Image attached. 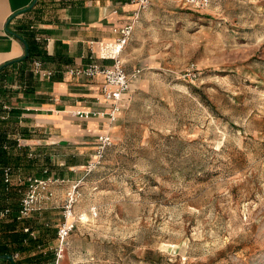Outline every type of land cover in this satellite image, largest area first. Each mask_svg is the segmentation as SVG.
<instances>
[{
    "label": "rangeland",
    "instance_id": "1",
    "mask_svg": "<svg viewBox=\"0 0 264 264\" xmlns=\"http://www.w3.org/2000/svg\"><path fill=\"white\" fill-rule=\"evenodd\" d=\"M121 58L142 73L95 168L81 165L97 142L85 131L20 127L4 140L19 184L0 203L27 248L15 260L56 264L62 246L58 264H264V0H159ZM33 189L36 209L23 216Z\"/></svg>",
    "mask_w": 264,
    "mask_h": 264
},
{
    "label": "crops",
    "instance_id": "2",
    "mask_svg": "<svg viewBox=\"0 0 264 264\" xmlns=\"http://www.w3.org/2000/svg\"><path fill=\"white\" fill-rule=\"evenodd\" d=\"M157 1L154 0L150 7ZM33 2L0 0V136L14 138L16 135L12 133L21 127L23 135L31 137L37 132L44 134L49 126H53L65 135L85 131L84 134L96 139L104 130V119L75 117L74 111L107 109L108 105L98 100L103 77H79L66 70L71 66L85 65L93 59L111 64L112 60L99 58L98 45L93 52L91 43L112 41L116 37L115 29L131 21L136 5L131 0H37L28 8ZM25 41L39 53L37 57L47 68L55 70L52 77L38 75L33 70L32 59H23ZM124 67L127 71L141 68L129 69L125 61ZM139 79L132 81L124 96L123 108L112 127L113 133ZM92 157L93 153L86 164ZM3 167H0V180ZM13 182L11 190L17 189L19 184L15 181L14 167ZM1 191L4 193L2 182ZM14 218L18 223L19 219L12 214L11 208L8 216L0 219V233L4 232V225ZM4 238L2 235V241Z\"/></svg>",
    "mask_w": 264,
    "mask_h": 264
},
{
    "label": "built area",
    "instance_id": "3",
    "mask_svg": "<svg viewBox=\"0 0 264 264\" xmlns=\"http://www.w3.org/2000/svg\"><path fill=\"white\" fill-rule=\"evenodd\" d=\"M154 0H131L136 5L131 21L119 28L115 29L116 37L112 41H92L91 49L95 52V47L98 45V55L102 60H112L111 64H105L95 59L89 63L81 66L68 67L66 72L79 77L94 78L97 76L103 77V83L100 90V98L105 102L108 107L105 110H77L74 111L75 115L80 118L87 119L90 117H101L106 120V126L104 130L97 136L96 148L92 159L85 165L88 170L95 168L102 159L105 157L108 147L113 143L112 127L114 122L117 120L119 113L121 112L124 105V96L130 90L132 81L138 79L142 73L141 68L127 71L124 67V61L122 60V53L132 37L135 25L140 20L141 12L148 9ZM187 3L191 4L195 8H205L209 6L211 0H186ZM32 67L34 72L42 77L50 78L55 74L54 69L47 68L43 60L39 57H35L32 60ZM186 75L195 79L198 78L200 72L193 65L189 67ZM7 148V145H4ZM44 182V181H41ZM13 166L5 165L2 172V184L4 192H9L13 185ZM46 182L43 184V188L46 187ZM78 188L77 185H73L68 191L67 204L65 210L66 221L59 227L57 232L58 240L63 243L64 240L69 236L72 231L74 224L69 218L74 216L73 206L77 200ZM52 195V192H50ZM38 193L35 189L30 190L21 199V210L23 216L29 215L33 210L36 209L38 202ZM11 208L7 205L0 203V219L8 216ZM29 230V227L26 228ZM33 233V232H32ZM59 257L57 263L62 255L63 247L61 246L58 250ZM19 253L14 254V258ZM1 262V261H0Z\"/></svg>",
    "mask_w": 264,
    "mask_h": 264
},
{
    "label": "trees",
    "instance_id": "4",
    "mask_svg": "<svg viewBox=\"0 0 264 264\" xmlns=\"http://www.w3.org/2000/svg\"><path fill=\"white\" fill-rule=\"evenodd\" d=\"M28 56H26L23 59H32L37 57L39 55L38 52L32 50L30 42H28ZM6 138L4 136H0V167H3L5 165H10V154L8 151L4 150V145L3 142ZM20 158V157H19ZM18 155L15 158V161L18 162ZM2 182V179L0 180V184ZM3 192L1 191L0 195ZM5 193V192H4ZM17 219L14 218L12 222H9L4 225V232L5 233V238L3 241L0 242V255L3 254H12L14 255V250L17 248L18 250H27V248L24 246V241L26 240L25 238L22 237L21 231H19L17 227ZM36 258H40L39 253H35L34 255ZM1 262L7 263V264H19L16 260L11 261L9 259L2 258L0 259Z\"/></svg>",
    "mask_w": 264,
    "mask_h": 264
},
{
    "label": "water",
    "instance_id": "5",
    "mask_svg": "<svg viewBox=\"0 0 264 264\" xmlns=\"http://www.w3.org/2000/svg\"><path fill=\"white\" fill-rule=\"evenodd\" d=\"M36 1L37 0H34V2L28 8H31L35 4ZM25 46H26V54H25V57H26V56H28V48H29L28 43L26 41H25ZM62 142L65 143L67 141L63 140ZM2 258L9 259L11 261H15L14 255H12V254L0 255V259H2Z\"/></svg>",
    "mask_w": 264,
    "mask_h": 264
},
{
    "label": "bare ground",
    "instance_id": "6",
    "mask_svg": "<svg viewBox=\"0 0 264 264\" xmlns=\"http://www.w3.org/2000/svg\"><path fill=\"white\" fill-rule=\"evenodd\" d=\"M73 217H74V216H71V217L69 218V220H71Z\"/></svg>",
    "mask_w": 264,
    "mask_h": 264
}]
</instances>
